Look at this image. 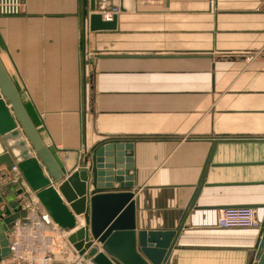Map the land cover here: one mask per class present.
I'll return each mask as SVG.
<instances>
[{"label": "crops", "instance_id": "0c3cea01", "mask_svg": "<svg viewBox=\"0 0 264 264\" xmlns=\"http://www.w3.org/2000/svg\"><path fill=\"white\" fill-rule=\"evenodd\" d=\"M121 1L104 31H89L82 0H25L20 15L0 16V62L33 129L67 171L104 140L131 141L136 227L164 239L217 140L212 186L167 264H256L260 229L219 228L217 213L264 214V0ZM18 191L0 188L2 211Z\"/></svg>", "mask_w": 264, "mask_h": 264}, {"label": "water", "instance_id": "95a60500", "mask_svg": "<svg viewBox=\"0 0 264 264\" xmlns=\"http://www.w3.org/2000/svg\"><path fill=\"white\" fill-rule=\"evenodd\" d=\"M112 3L119 6L120 12L126 10L121 0ZM98 5L96 0H90L89 5L87 0H82V15L88 22L89 31L115 29L117 16L110 22L103 21ZM5 101L12 106L16 120ZM0 140L7 151L0 155V164H5L8 169L12 163L18 166L28 189L59 227L76 229L82 217L84 227L71 234L68 241L92 264H167L189 212L200 208L196 202L202 190L212 186L206 182L209 169L220 166L212 163L217 140H211L200 178L183 216L173 233L164 239L161 235L138 231L136 227L135 193L130 190L133 177L128 175V170L133 167L132 158L124 154L132 146L131 141L104 140L84 154L81 167L67 171L58 166L33 129L1 62ZM113 183L119 188H113ZM21 192L19 190L17 194ZM14 197L8 199L3 211L0 209V258L9 254L6 233L10 223L25 216L16 206ZM2 203L0 194V205ZM259 229L261 239L258 244L262 254L256 264H264V214Z\"/></svg>", "mask_w": 264, "mask_h": 264}, {"label": "built area", "instance_id": "2783aa9c", "mask_svg": "<svg viewBox=\"0 0 264 264\" xmlns=\"http://www.w3.org/2000/svg\"><path fill=\"white\" fill-rule=\"evenodd\" d=\"M24 2L25 0H0V16L20 15ZM119 12V6L113 5L112 2L103 0L100 4L99 13L103 21H112ZM5 151L6 149L2 154L7 153ZM5 185L22 191L15 195V200L20 204L25 216H19L10 223L6 233L9 254L0 258V264H52L56 260V253L65 255L62 261L69 264H92L90 259L81 257L68 241L74 229L65 230L52 220L35 194L28 189L18 166L14 163L10 169L0 173V188ZM79 221L84 225L82 217ZM217 226L224 229L259 228L260 222L252 208H223L218 210Z\"/></svg>", "mask_w": 264, "mask_h": 264}, {"label": "rangeland", "instance_id": "374dc122", "mask_svg": "<svg viewBox=\"0 0 264 264\" xmlns=\"http://www.w3.org/2000/svg\"><path fill=\"white\" fill-rule=\"evenodd\" d=\"M14 85V84H13ZM17 90V89H16ZM17 93H18V97H19V99L21 100V98H20V95H19V92L17 91ZM6 102V105L8 106V108H9V110H10V112L12 113V116L14 117V114H13V112H12V106L9 104V102L8 101H5ZM14 119L16 120V118L14 117ZM20 126V125H19ZM0 144H1V140H0ZM55 256H57V258L58 259H60V261L63 259V257H64V255L63 254H61V253H56L55 254ZM63 256V257H62ZM56 264V263H59L58 261H56V262H53V264Z\"/></svg>", "mask_w": 264, "mask_h": 264}]
</instances>
